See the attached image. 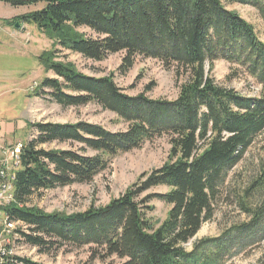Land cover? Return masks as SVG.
I'll use <instances>...</instances> for the list:
<instances>
[{
	"label": "trees",
	"instance_id": "1",
	"mask_svg": "<svg viewBox=\"0 0 264 264\" xmlns=\"http://www.w3.org/2000/svg\"><path fill=\"white\" fill-rule=\"evenodd\" d=\"M13 7L43 4L5 20L9 26L35 24L50 40L37 60L42 77L30 96L63 108L96 104L126 124L111 131L88 121L28 122L32 137L23 142L13 184L8 221L21 242L41 253L87 248L82 264H225L238 238L264 239V160L247 175L236 200L247 217L215 237H202L185 247L215 203L228 172L264 132V42L254 25L229 4L250 6L264 24V0H0ZM91 61L123 53L117 70L124 74L137 57L154 59L183 76L173 100L151 98L145 91L128 95L112 74L79 71L66 54ZM223 60L256 81L257 96L241 95L218 85L214 62ZM51 75H48V74ZM167 137L166 160L141 172L117 197L83 211L45 212L29 205L36 193L86 184L109 168L118 155ZM51 143L67 147L45 148ZM167 190L147 193L151 188ZM157 198L169 209L160 223L147 211ZM115 258L119 262H115ZM2 264H41L14 255ZM256 264H264V255Z\"/></svg>",
	"mask_w": 264,
	"mask_h": 264
},
{
	"label": "rangeland",
	"instance_id": "2",
	"mask_svg": "<svg viewBox=\"0 0 264 264\" xmlns=\"http://www.w3.org/2000/svg\"><path fill=\"white\" fill-rule=\"evenodd\" d=\"M42 6L43 4L6 8L0 6V17L24 14ZM227 7L235 10L254 25L258 38L264 42V24L254 8L240 4H229ZM10 31L14 35H6L0 31L1 143L21 140L23 144L28 141L32 137L27 126L28 122L72 123L82 120L100 124L111 131L125 129L126 124L119 121L114 113L103 110L96 104L63 108L56 103L30 96L40 79L47 75L38 62L37 56L49 49L51 42L35 24L25 26L22 24L18 28L14 24L10 27ZM122 56L123 53L119 52L96 62L78 54L66 52L60 59L73 62L79 71L87 75L98 77L112 74L117 85L128 95H137L145 91L147 84H151V90L146 92L148 97L167 100L176 98L184 77H176L174 68L166 69L157 60L137 57L133 67L122 74L117 70ZM212 74L218 85L234 89L241 95L257 96L260 93L261 88L255 80L242 71L235 76V66L223 60L214 62ZM167 140V137H160L146 142L139 149L116 156L109 168L96 175L91 182L36 193L30 198L28 204L37 206L45 212L65 213L83 211L91 205H104L111 198L121 194L141 172L156 168L166 160L169 150ZM43 147L59 148L67 147V145L51 143ZM261 160H264V132L255 137L242 161L228 172L215 203L213 218L204 222L196 235L185 244L187 249H190L192 243L198 239L219 236L247 218L237 206L236 195L247 175L253 174ZM166 190L165 186H157L147 193H159ZM9 192L12 196L14 195V190L11 189ZM148 205L153 209L147 211V216L155 223L162 222L169 206L157 198L151 199ZM6 225H13V229L21 227L18 222L7 221ZM21 240L22 237L19 234H12L14 255L26 257L41 264H82L88 257L86 247L74 250L67 247L45 254ZM263 255L264 239L245 243L236 238L233 243V253L227 258L225 264H256ZM114 261L119 262L117 258ZM94 264L102 263L95 260Z\"/></svg>",
	"mask_w": 264,
	"mask_h": 264
},
{
	"label": "built area",
	"instance_id": "3",
	"mask_svg": "<svg viewBox=\"0 0 264 264\" xmlns=\"http://www.w3.org/2000/svg\"><path fill=\"white\" fill-rule=\"evenodd\" d=\"M21 140L10 143L0 142V264L14 256L12 249L13 225H6V209L12 203L8 190L14 184V167L17 165V149ZM21 227L25 225L21 222Z\"/></svg>",
	"mask_w": 264,
	"mask_h": 264
},
{
	"label": "crops",
	"instance_id": "4",
	"mask_svg": "<svg viewBox=\"0 0 264 264\" xmlns=\"http://www.w3.org/2000/svg\"><path fill=\"white\" fill-rule=\"evenodd\" d=\"M0 6H4V8H6V7L10 6V5L7 4V3H4V2H0ZM10 7H13V6H10ZM20 7H23V6H20ZM16 16H17V15H16ZM13 17H15V16H12V17L9 16V17H6V18H1V17H0V31H3L6 35H7V34H9V35H14V33L10 31V27H11V26H9V25L5 22V20L11 19V18H13ZM23 25L25 26L26 24H23Z\"/></svg>",
	"mask_w": 264,
	"mask_h": 264
},
{
	"label": "bare ground",
	"instance_id": "5",
	"mask_svg": "<svg viewBox=\"0 0 264 264\" xmlns=\"http://www.w3.org/2000/svg\"><path fill=\"white\" fill-rule=\"evenodd\" d=\"M22 147H23V144L22 145H19L18 146V149H17V165H15V167H14V179H15V174H16V171H17L16 169L20 165V153H21ZM11 189L13 190V185L11 186L10 190ZM10 190H8V198H10V199L13 200V196H12V194H10L11 192H9ZM7 221H8V217H6V223H7Z\"/></svg>",
	"mask_w": 264,
	"mask_h": 264
},
{
	"label": "water",
	"instance_id": "6",
	"mask_svg": "<svg viewBox=\"0 0 264 264\" xmlns=\"http://www.w3.org/2000/svg\"><path fill=\"white\" fill-rule=\"evenodd\" d=\"M15 27L18 28L19 27V23H15Z\"/></svg>",
	"mask_w": 264,
	"mask_h": 264
}]
</instances>
